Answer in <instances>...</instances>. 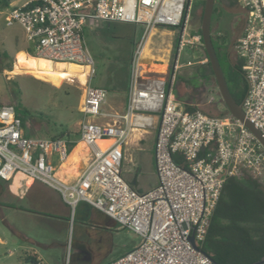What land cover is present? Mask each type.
Returning <instances> with one entry per match:
<instances>
[{
	"label": "built area",
	"instance_id": "1",
	"mask_svg": "<svg viewBox=\"0 0 264 264\" xmlns=\"http://www.w3.org/2000/svg\"><path fill=\"white\" fill-rule=\"evenodd\" d=\"M202 1L30 0L19 7L0 6L5 25L24 31L33 58L88 68L78 103L83 116L79 141L88 153L85 169L73 182L60 179L57 169L69 157L70 141L28 136L14 106L1 105L0 181L10 185L16 176L36 181L56 191L70 207L87 203L119 229L140 237V244L105 264H214L198 245L224 180L247 172L264 182V148L242 124L210 116L174 96L182 59L202 47L201 37L189 28L194 4ZM238 5L245 13L243 31L233 46L247 82L241 106L264 136V0H238ZM97 21L139 27L120 112L106 111L108 92L89 84L94 61L83 33ZM157 28H171L176 34L171 61L163 72L146 69L149 66L141 58ZM150 131L156 183L139 192L122 175L124 146ZM104 142L109 144L103 146Z\"/></svg>",
	"mask_w": 264,
	"mask_h": 264
},
{
	"label": "rangeland",
	"instance_id": "2",
	"mask_svg": "<svg viewBox=\"0 0 264 264\" xmlns=\"http://www.w3.org/2000/svg\"><path fill=\"white\" fill-rule=\"evenodd\" d=\"M8 1L9 4L19 7L30 0ZM199 3L196 2L194 5H199ZM214 7L217 8L219 14L216 11L212 15L213 28L216 29L223 19L220 24L221 31L227 33L233 43L236 39H234L231 27L233 23L245 17L239 10L242 8L237 4L229 7L225 0L215 1ZM195 14L198 17L200 9H196ZM219 15L221 19L220 17L217 19L216 16ZM191 19L190 31L195 28ZM111 25L115 28L113 37L104 33L103 28L107 26L104 22H91L85 31L86 46L94 61V73L89 79V84L93 88L106 86V69L113 64V58L120 55V47L124 48L123 52L131 53L138 41L139 27L137 25L128 23ZM165 29L173 31L171 28ZM174 37L156 35L151 39V54L156 56V60L166 53L164 50L174 41ZM229 47L232 51L230 44ZM32 49V45L25 39L24 31L18 25L7 27L0 18V52H5L12 60L11 71L2 70L0 73V105L15 106L17 102L21 103L25 130L32 138L51 139L66 132L72 137H78L79 124L83 120V116L78 111V103L82 96L83 86L76 81L55 84L25 73L13 74V70L28 64L32 57H27L25 54L33 56ZM19 50L22 52L15 55V52ZM234 56L232 53L233 59ZM171 57L172 50L169 52L168 62L171 61ZM34 59H37V63L42 64L43 62L40 58ZM200 61H204L201 47L185 55L178 75L188 74V67ZM176 88L179 96L184 97L189 104L196 106L200 111L213 117L228 116L217 93V88L213 85L205 84L194 89L178 82ZM124 97L120 92H108L104 109L122 111L125 105ZM24 109L27 110V114L22 111ZM153 143L154 132L150 131L143 134L139 141L136 137L124 146L122 174L126 182L135 171H137L136 180L140 187L143 188L156 182ZM33 195L37 198L36 200L43 202L53 200L50 190L43 187L35 188ZM8 201L7 206L1 207L0 210V237L5 241L4 245H0V264H28L24 261V257L32 254L33 251L40 254L47 264H77V250L80 248L83 234L87 232L91 234V247L97 254L93 261L94 264L114 260L141 242L139 236L125 229H119L117 226L105 227L84 223L75 216L71 208L65 224L57 225L54 224L56 220L51 218L52 214L39 206L19 200L12 205L14 210L9 208L12 201ZM39 220L48 221L52 226H42ZM12 229L16 230L17 234H13ZM9 251L13 253L11 256H8Z\"/></svg>",
	"mask_w": 264,
	"mask_h": 264
},
{
	"label": "trees",
	"instance_id": "3",
	"mask_svg": "<svg viewBox=\"0 0 264 264\" xmlns=\"http://www.w3.org/2000/svg\"><path fill=\"white\" fill-rule=\"evenodd\" d=\"M225 1L229 7L238 3V0ZM8 5V0H0V6L5 7ZM203 7L204 1L200 2L199 5H194L191 15V22L195 26L191 34L199 35L200 37ZM196 9H200L198 17L195 14ZM216 11L217 8L214 7L212 15ZM105 24L107 26L103 28L104 33L113 37L115 34V28L111 25L113 23ZM85 31L86 29L83 33L84 37ZM211 40L228 90L234 101L241 105L247 91V82L242 71L243 61L235 57L234 59L230 58L228 51L229 42L226 34L220 36L211 34ZM174 45L175 40L172 55ZM120 48V55L114 57L113 64L106 69L107 77L104 89L107 92L114 91L126 95L133 51L131 53H125L123 52L124 48ZM201 49L205 62H197L190 65L188 67L189 73L183 76L178 75L177 80H181L186 86L194 89L205 84L216 87L208 59L203 47ZM11 69L12 60L9 58V55L5 52H0V73L2 70L11 71ZM14 108L16 114L24 123V117L21 114V103L17 102ZM22 111L27 114L26 109ZM226 113L228 114L227 110ZM60 138H65L70 141L68 144L69 151L80 140L79 134L78 137H72L67 132L56 135L51 139ZM152 151L154 154V143L152 144ZM172 158L176 163H180L178 155H173ZM130 187L135 189V185H130ZM198 247L214 264H253L258 262L264 256V182L254 178L247 172H242L238 176L226 177L218 201L209 218L204 239L199 243ZM24 261L28 264H38L36 258L30 255L25 256Z\"/></svg>",
	"mask_w": 264,
	"mask_h": 264
},
{
	"label": "crops",
	"instance_id": "4",
	"mask_svg": "<svg viewBox=\"0 0 264 264\" xmlns=\"http://www.w3.org/2000/svg\"><path fill=\"white\" fill-rule=\"evenodd\" d=\"M237 5H238V3H237ZM239 10H241L242 13L245 14L242 9H239ZM222 13H224V12L222 11ZM217 14H219V11H217ZM216 17L218 19V17H220V15L219 16H216ZM220 19H221V17H220ZM243 19L245 21V17H243ZM222 20L223 19H221V22L218 23L219 25L217 24L218 26H217L216 29L213 28V22L211 23V34L218 35V36H220L222 34H226L227 35V33H223L221 31L220 24L222 23ZM89 24H88L87 27H89ZM233 24H235V23H233ZM156 35H160L161 37H173L176 34H175L174 30L173 31H169V30H166L164 28H157V29L153 30L151 32L150 39H149V41H150L149 48H150V45H151V39L154 38ZM227 37H228V35H227ZM174 40H175V37H174ZM173 44H174V41L172 43H170L168 45V47L164 50L166 53L163 56H159V58L162 59V61L156 60L155 59L156 56L153 55V54H151L154 57L153 60H155L157 62L159 61L160 63H156V64L154 63L153 64L152 63L153 60H151L150 62H148L149 61L148 59L147 60L144 59L143 61L148 66H150L149 64H151V65H157V66H163L164 69H165V67H166V65L168 63L169 52H170V50L173 49ZM151 50L152 49L150 48V51ZM20 51L22 52V50H19L17 52H20ZM17 52H15V54ZM25 55L27 57H32V56H29L27 54H25ZM163 58H165V59H163ZM200 63H201V61H200ZM158 64H160V65H158ZM178 82H182V81L181 80H176L175 88H174V92H173L174 93V96L181 103H183V104H189L184 97H181V96L178 95V91H177V88H176ZM186 87H188V86H186ZM122 95L125 96L124 98H125V101H126V95L123 94V93H122ZM78 143H81V142L78 141L76 143V145ZM76 145H75V147H76ZM74 148L70 151L69 157L72 154ZM87 156H88V153H87V150H86L85 151V155L81 158V161L78 163L79 166L76 169H74L71 172H69V173H64V170L61 168V166H62L61 165L57 169V173H56L57 176L60 179H62L63 181H65V182H73L76 179V177L78 175H80V173L85 169L86 162H87ZM53 162H54L53 164H55V167H57V165H58L57 162L56 161H53ZM73 173H74V175L75 174L76 175L74 176ZM154 184L152 183V184H150V185L142 188V187H140V185L138 184V182L136 180L132 185L133 186L135 185V187H134L135 190H137L139 192H142V191L148 190ZM6 186H7V189L9 191V195L6 197V199H3L2 202L3 203L4 202L7 203V201L9 200V198H12V199H10L12 201V203L10 204L11 207H9L10 209L13 208L12 205L15 203V201L16 202L19 201V200L25 201L27 204H33V205L39 206L44 211H46L47 213H51L52 214L51 218L54 219V220H56V222H54V224L56 223L58 225V224H65V222L67 221V217H69V212H70V208H71L72 210H74L75 216H77L79 219H81L84 223H87V224H90L91 223L93 225H103L105 227H113L112 226V222H111L110 219H108L107 217H105L102 213L98 212L97 210L93 209L87 203L79 202V203L76 204V206L74 208H72L68 204H66L64 201L61 200V197L59 196V194L56 191H54V190H52V189H50V188H48V187H46V186H44V185L36 182V181H31V180L25 179L22 176H16L15 179L12 181V183H10V185L6 184ZM39 187L40 188L43 187V188H46V189L50 190V192L52 193V196H53L52 197L53 200H51V202H43V201H40V200H36L37 198L33 195V192H34V189L35 188H39ZM6 206H7V204H6ZM6 206H4V207H6ZM1 207H3V206H0V210H1ZM13 209L15 210V208H13ZM39 221H40V224L42 226H46V225H48L49 227L52 226L48 221H44V220H39ZM115 227H116V225H115ZM11 231H12L13 234H17L16 230L12 229ZM90 235L91 234H89V232L83 234L82 242H81L80 248H78V250H80L81 248H83L86 245V241H89V243H90V241L92 240ZM4 244H5V241L0 237V245H4ZM90 245H91V243H90ZM12 254H13L12 251H9L8 252V256H11ZM29 255L35 257L36 260H37V263L47 264V262L45 261V259L40 254H37L35 251H33L32 254H29ZM96 255L97 254H95V258H96ZM105 263L106 262H102L101 261V262H99L97 264H105ZM77 264H79V263H77Z\"/></svg>",
	"mask_w": 264,
	"mask_h": 264
},
{
	"label": "bare ground",
	"instance_id": "5",
	"mask_svg": "<svg viewBox=\"0 0 264 264\" xmlns=\"http://www.w3.org/2000/svg\"><path fill=\"white\" fill-rule=\"evenodd\" d=\"M149 39L145 44L143 51L141 53V58L143 60L148 59L149 60L148 62L154 59V57L151 55V51L149 48V44H150ZM42 61H43L42 64H40L37 63V59L30 58L26 66H23L17 70H13V74L25 73L32 77L41 79L43 81L54 82L55 84L64 83V82L72 83L76 81L81 86L85 85L88 68L75 64H53L45 59H42ZM159 61H162V59H159ZM149 65H150L149 69L152 71L163 72L164 70L163 66H157L151 64ZM108 144L109 142L102 143L103 146ZM85 151L86 149L82 142L76 145L70 157H68L66 162L61 166V168L64 170V173H69L72 170L76 169L77 164L81 161V158L85 155Z\"/></svg>",
	"mask_w": 264,
	"mask_h": 264
},
{
	"label": "water",
	"instance_id": "6",
	"mask_svg": "<svg viewBox=\"0 0 264 264\" xmlns=\"http://www.w3.org/2000/svg\"><path fill=\"white\" fill-rule=\"evenodd\" d=\"M215 1L216 0L204 1V7H203L201 23H200V31H201L202 47L204 49V52L206 54L210 68L213 73V77L217 88V93L223 105L225 106L226 110L228 111L227 117L235 119L240 124H242L254 136V138L259 142V144L264 148V136L245 117V114L242 110V106L237 104L232 98L213 48L212 40H211V18H212V12L215 5ZM112 226H115L113 222H112ZM190 243L195 249H198L194 243L192 236H190ZM262 263H264V256L258 262L253 264H262Z\"/></svg>",
	"mask_w": 264,
	"mask_h": 264
},
{
	"label": "flooded vegetation",
	"instance_id": "7",
	"mask_svg": "<svg viewBox=\"0 0 264 264\" xmlns=\"http://www.w3.org/2000/svg\"><path fill=\"white\" fill-rule=\"evenodd\" d=\"M245 25L244 19L238 20L235 22V24L231 27L232 33L234 34V39H238L239 36L241 35L243 28ZM236 40L232 43L231 40L228 37V42L230 46H232V51H233V46L236 42ZM229 53H230V58L232 59V51L230 50L229 47ZM136 173L135 171L133 175L131 176L130 179H128L127 183L129 185H132L136 181ZM123 175V174H122ZM6 183L0 181V206H6V202H2L3 199L1 198H6L9 195V191L7 189V186L5 185ZM95 251L92 249L89 241H86V245L81 248L80 250H77V257H76V262L79 264H94L93 261L95 259Z\"/></svg>",
	"mask_w": 264,
	"mask_h": 264
}]
</instances>
